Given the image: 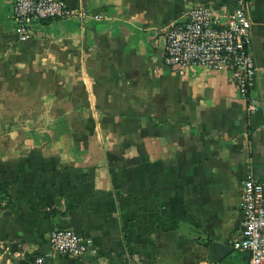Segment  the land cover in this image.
Segmentation results:
<instances>
[{
  "label": "crops",
  "instance_id": "1",
  "mask_svg": "<svg viewBox=\"0 0 264 264\" xmlns=\"http://www.w3.org/2000/svg\"><path fill=\"white\" fill-rule=\"evenodd\" d=\"M63 1L101 19L43 22L19 43L0 0V68L32 71V103L45 104L32 128L0 127V264H245L212 246L238 235L247 175L264 184V0L246 5L253 113L227 72L179 74L162 58L192 8L236 0ZM63 229L92 250L53 254Z\"/></svg>",
  "mask_w": 264,
  "mask_h": 264
},
{
  "label": "built area",
  "instance_id": "2",
  "mask_svg": "<svg viewBox=\"0 0 264 264\" xmlns=\"http://www.w3.org/2000/svg\"><path fill=\"white\" fill-rule=\"evenodd\" d=\"M248 0H236L235 8L226 12L203 6L192 8L187 19L171 26L165 33L163 64L182 74L191 67L227 72L245 102L247 113L257 111L251 96L256 81V67L250 52ZM100 20V14L68 7L63 0H12L11 23L15 40L26 43L43 22ZM240 211L243 219L231 249L245 255V264H264V184L250 172L241 184ZM53 254L79 258L91 249L69 229L54 231L48 240ZM27 264H47L44 255H36Z\"/></svg>",
  "mask_w": 264,
  "mask_h": 264
},
{
  "label": "rangeland",
  "instance_id": "3",
  "mask_svg": "<svg viewBox=\"0 0 264 264\" xmlns=\"http://www.w3.org/2000/svg\"><path fill=\"white\" fill-rule=\"evenodd\" d=\"M0 62L2 66L3 61ZM4 62V70L0 68V113H4L0 117V127L4 131L14 127L32 128V121H40V111L43 112L45 106L43 103H32V71L13 68L7 61Z\"/></svg>",
  "mask_w": 264,
  "mask_h": 264
},
{
  "label": "water",
  "instance_id": "4",
  "mask_svg": "<svg viewBox=\"0 0 264 264\" xmlns=\"http://www.w3.org/2000/svg\"><path fill=\"white\" fill-rule=\"evenodd\" d=\"M212 251L215 255V260L219 261L227 257L233 250L231 248H220L219 244H213ZM246 258H244L245 260Z\"/></svg>",
  "mask_w": 264,
  "mask_h": 264
}]
</instances>
